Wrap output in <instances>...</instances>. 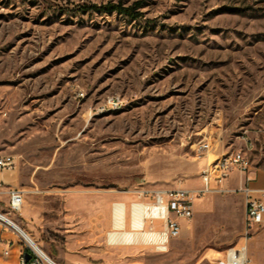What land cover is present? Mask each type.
<instances>
[{"label":"rangeland","instance_id":"obj_1","mask_svg":"<svg viewBox=\"0 0 264 264\" xmlns=\"http://www.w3.org/2000/svg\"><path fill=\"white\" fill-rule=\"evenodd\" d=\"M109 4L139 17L100 10ZM244 135L254 173L264 168V0H0V157L16 161L0 177L24 192L23 209L40 205L41 219L22 222L6 198L0 212L56 263H222L243 236L239 194L196 199L165 252L143 238L109 243L108 232L133 225L78 230L64 196L111 198L128 220L121 192L200 190L207 163L245 150ZM1 224L0 261L17 264L14 247L31 248ZM249 258L264 264V231Z\"/></svg>","mask_w":264,"mask_h":264},{"label":"built area","instance_id":"obj_2","mask_svg":"<svg viewBox=\"0 0 264 264\" xmlns=\"http://www.w3.org/2000/svg\"><path fill=\"white\" fill-rule=\"evenodd\" d=\"M110 102L116 104L117 101L111 99ZM243 142L245 150L226 152L203 169L200 175L203 187L200 190L179 188L153 191L143 187L133 191L139 200L137 204L142 205L145 210V221L148 224V227L145 225V229L155 231L159 235V242L156 245L158 251H167L169 243L181 236L182 221H189L195 215L196 199L206 194L232 193L241 195L244 201V231L241 243L227 250L224 261L220 264H251L250 241L254 234L264 226V189H255L252 186L256 178L249 152L254 149L255 145L252 139L247 138L246 135L243 136ZM209 149V143H201L199 146V150L203 152H207ZM15 168L16 161L13 156L0 157V171L14 170ZM233 173H237L241 177V184L237 189H229L225 186V182ZM3 194L9 198L10 213H21L24 205V192L15 187L6 188L0 182V195ZM130 211H132V204ZM157 224H161L162 229L157 230ZM2 225L0 220V226ZM11 244L9 242L3 250L5 256L10 255ZM27 256H30L29 260ZM17 264L48 263L31 248L28 251H19Z\"/></svg>","mask_w":264,"mask_h":264},{"label":"crops","instance_id":"obj_3","mask_svg":"<svg viewBox=\"0 0 264 264\" xmlns=\"http://www.w3.org/2000/svg\"><path fill=\"white\" fill-rule=\"evenodd\" d=\"M222 155V154H221ZM221 155H218L216 158L210 160L206 167L212 163L214 160L218 159ZM205 167V168H206ZM204 168V169H205ZM254 176L256 178V181L252 184L253 188L255 189H264V168L254 172ZM240 176L237 173H233L230 178L225 182V186L229 189H237L240 187L241 181H240ZM5 179L0 177V182L6 185L7 183L4 181ZM234 182L233 185H231V182ZM203 185V183H202ZM6 187V186H5ZM113 196V195H111ZM6 198L7 205L9 202V198L7 195H0V200H4ZM121 202L127 203V206L130 207L131 203L133 201L130 200H136L137 196L133 193V191L129 192H121L120 195L117 197ZM111 198H107L103 200L102 203L98 204L97 202H91V197L90 195L87 196L83 194L82 192H74V193H69L64 196V202H65V216L67 218L72 219L73 222H79L78 223V230H88L89 232L93 234H97L100 232H105L106 230L108 231L109 229H115V222H114V203L116 202H111ZM94 200H97V198H94ZM130 201V202H129ZM124 203V204H125ZM25 206V194H24V205ZM40 206V205H39ZM39 206H33V207H26L25 209L22 208V211L20 213L21 216H23V221H39L41 219V210ZM74 222V223H75ZM132 219H131V211H130V219L124 220V226L125 229H130L133 230L132 226ZM145 225L144 224V228ZM183 221H182V230H183ZM146 227V228H147ZM162 229V225L159 224V227L157 230ZM260 231H264V226H262L255 234L254 237ZM110 232H108L109 234ZM253 237V238H254ZM141 238V237H140ZM252 238V239H253ZM4 250V249H3ZM20 249L18 247H14L13 249V254L15 255L17 252L19 254ZM48 252L53 253L55 258H61L60 252L57 249L49 248ZM13 256V255H12ZM56 262V261H55ZM58 263V262H57ZM0 264H7V261H0ZM58 264H70L69 262L65 263H58Z\"/></svg>","mask_w":264,"mask_h":264},{"label":"bare ground","instance_id":"obj_4","mask_svg":"<svg viewBox=\"0 0 264 264\" xmlns=\"http://www.w3.org/2000/svg\"><path fill=\"white\" fill-rule=\"evenodd\" d=\"M132 209H134L133 226L135 227V231L110 232L108 234L109 243L112 245H121V244L134 245V243L141 237L144 240L153 243L154 245H158L159 242L158 233L154 231H146L144 228V224L146 221H145V210L143 206L137 203H133ZM125 217H126V207L122 205V203L116 205L114 218L117 227L122 228L124 226ZM0 220L1 222L6 223L9 227L17 231L21 235V237L26 241V243L35 251H37L48 264H58L55 261H53L51 257H49V255L39 246V244L26 231H24L18 224H16L14 221H12L9 217H7L1 212H0Z\"/></svg>","mask_w":264,"mask_h":264},{"label":"trees","instance_id":"obj_5","mask_svg":"<svg viewBox=\"0 0 264 264\" xmlns=\"http://www.w3.org/2000/svg\"><path fill=\"white\" fill-rule=\"evenodd\" d=\"M97 8V7H93ZM98 10V9H97ZM100 10H104L105 12L118 13L121 15H126L132 18H138L139 14L136 12L135 7H125L121 4H109L100 8Z\"/></svg>","mask_w":264,"mask_h":264},{"label":"water","instance_id":"obj_6","mask_svg":"<svg viewBox=\"0 0 264 264\" xmlns=\"http://www.w3.org/2000/svg\"><path fill=\"white\" fill-rule=\"evenodd\" d=\"M27 259L29 260L30 259V256H27Z\"/></svg>","mask_w":264,"mask_h":264}]
</instances>
